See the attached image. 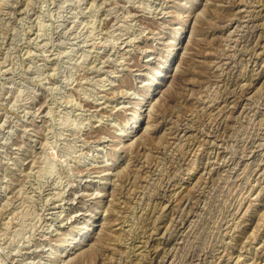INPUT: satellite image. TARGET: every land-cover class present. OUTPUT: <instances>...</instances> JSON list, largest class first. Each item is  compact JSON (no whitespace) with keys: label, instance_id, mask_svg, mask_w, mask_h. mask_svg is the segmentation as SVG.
Segmentation results:
<instances>
[{"label":"rangeland","instance_id":"rangeland-1","mask_svg":"<svg viewBox=\"0 0 264 264\" xmlns=\"http://www.w3.org/2000/svg\"><path fill=\"white\" fill-rule=\"evenodd\" d=\"M0 264H264V0H0Z\"/></svg>","mask_w":264,"mask_h":264},{"label":"bare ground","instance_id":"bare-ground-1","mask_svg":"<svg viewBox=\"0 0 264 264\" xmlns=\"http://www.w3.org/2000/svg\"><path fill=\"white\" fill-rule=\"evenodd\" d=\"M195 17V16H194ZM254 50V49H253ZM234 79V78H233Z\"/></svg>","mask_w":264,"mask_h":264}]
</instances>
